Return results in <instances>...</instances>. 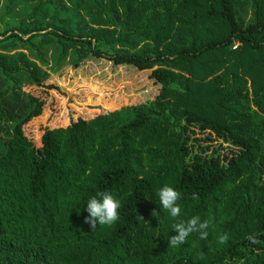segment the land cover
Wrapping results in <instances>:
<instances>
[{"label":"trees","instance_id":"obj_1","mask_svg":"<svg viewBox=\"0 0 264 264\" xmlns=\"http://www.w3.org/2000/svg\"><path fill=\"white\" fill-rule=\"evenodd\" d=\"M92 58L145 70L155 96L36 146L39 90ZM103 191L119 219L93 231ZM197 215L214 218L208 238L171 247L173 224ZM0 264H264V0H0Z\"/></svg>","mask_w":264,"mask_h":264},{"label":"rangeland","instance_id":"obj_2","mask_svg":"<svg viewBox=\"0 0 264 264\" xmlns=\"http://www.w3.org/2000/svg\"><path fill=\"white\" fill-rule=\"evenodd\" d=\"M37 94L35 89H30ZM46 102L44 116L34 119L26 130L36 146L47 128L65 127L78 117L93 118L102 112L122 109L155 96L156 87L144 71L115 65L112 60L92 58L79 67L66 66L52 74L45 88L39 90ZM198 144L219 148L222 153L234 148L222 140H215L209 132L194 128ZM209 136L215 141L210 142Z\"/></svg>","mask_w":264,"mask_h":264},{"label":"clouds","instance_id":"obj_3","mask_svg":"<svg viewBox=\"0 0 264 264\" xmlns=\"http://www.w3.org/2000/svg\"><path fill=\"white\" fill-rule=\"evenodd\" d=\"M160 203L172 218H177L181 214V206L178 201L181 198V193L171 186L165 185L158 192ZM194 199H198L194 194ZM121 207V202L110 191L98 192L91 197L87 203V212L89 215L85 217V223L90 225V228L95 231L97 224L112 225L119 219L118 209ZM156 215V211H153ZM214 226V218L210 217L207 220H201L200 216H193L187 220H179L173 224L175 235L170 238V246L178 247L184 244L192 233H199L201 240H206L209 235V228ZM229 239L227 233L218 237L219 243H226ZM253 243L257 242L256 237L249 236Z\"/></svg>","mask_w":264,"mask_h":264}]
</instances>
